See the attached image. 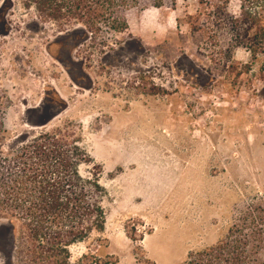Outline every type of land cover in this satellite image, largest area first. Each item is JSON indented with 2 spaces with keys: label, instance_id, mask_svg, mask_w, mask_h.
Returning <instances> with one entry per match:
<instances>
[{
  "label": "rangeland",
  "instance_id": "374dc122",
  "mask_svg": "<svg viewBox=\"0 0 264 264\" xmlns=\"http://www.w3.org/2000/svg\"><path fill=\"white\" fill-rule=\"evenodd\" d=\"M205 10L132 9L126 33L84 41L81 24L0 0V169L62 129L88 154L81 174L100 171L106 192L105 230L70 246L72 263L183 264L244 222L264 241V61L193 31ZM14 242L0 218V264Z\"/></svg>",
  "mask_w": 264,
  "mask_h": 264
},
{
  "label": "trees",
  "instance_id": "16d2710c",
  "mask_svg": "<svg viewBox=\"0 0 264 264\" xmlns=\"http://www.w3.org/2000/svg\"><path fill=\"white\" fill-rule=\"evenodd\" d=\"M34 4L39 15L66 25H82L87 41L103 29L126 33V14L132 9H174L178 0H23ZM232 0H198L205 5V27L193 22L195 32L208 30L217 39L228 37L229 50L247 51L251 61H264V0H238L239 12L230 10ZM200 15V10L197 11ZM65 26V25H63ZM68 131L41 133L20 150L26 162L0 169V218L11 226L15 242L8 264H75L69 248L93 232L103 233L107 213L106 192L100 171L80 172L90 163L86 150ZM96 167V165H95ZM246 222L236 224L217 245L191 252L183 264H264L260 251L264 241ZM14 259L17 263L14 262Z\"/></svg>",
  "mask_w": 264,
  "mask_h": 264
},
{
  "label": "bare ground",
  "instance_id": "6f19581e",
  "mask_svg": "<svg viewBox=\"0 0 264 264\" xmlns=\"http://www.w3.org/2000/svg\"><path fill=\"white\" fill-rule=\"evenodd\" d=\"M147 12L148 11H156V9L155 8H153V9H149V10H146ZM157 13H158V11H157Z\"/></svg>",
  "mask_w": 264,
  "mask_h": 264
}]
</instances>
